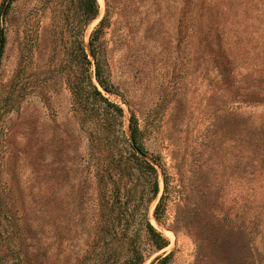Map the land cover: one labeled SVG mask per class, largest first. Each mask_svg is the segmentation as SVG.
Wrapping results in <instances>:
<instances>
[{
  "label": "rangeland",
  "instance_id": "1",
  "mask_svg": "<svg viewBox=\"0 0 264 264\" xmlns=\"http://www.w3.org/2000/svg\"><path fill=\"white\" fill-rule=\"evenodd\" d=\"M96 2L83 26L73 0H0V264H126L125 242L98 238V152L110 143L123 161L133 130L168 241L142 264H264V0ZM104 19L112 93L89 46ZM80 43L120 118L77 108Z\"/></svg>",
  "mask_w": 264,
  "mask_h": 264
},
{
  "label": "trees",
  "instance_id": "2",
  "mask_svg": "<svg viewBox=\"0 0 264 264\" xmlns=\"http://www.w3.org/2000/svg\"><path fill=\"white\" fill-rule=\"evenodd\" d=\"M73 2L74 12H76L81 25L86 26L98 15L96 0H73ZM105 26L107 23L104 19L92 32L89 46L94 60L93 77L99 87L108 93H112L114 90L110 80V72L104 68L106 59H104L102 43L99 41ZM5 42V36L0 30V58ZM78 49L82 65L81 83L72 89L77 108L84 114V119L87 121L92 119L95 115L94 112L99 111L100 108L106 113L112 111L116 117L120 118L122 116L121 108L110 103L101 94L98 87L92 83V75L89 72L92 63L88 59L82 43L79 44ZM132 137L143 157L137 155L135 147L131 144L128 145V156L123 161L120 150L117 149L116 154H114V151L110 149V143L106 149L98 152L104 157L99 168L101 186L104 188L108 184L110 185V195L108 196L104 193L106 190L101 189V226L98 238L100 240L103 235L110 233V247L115 246L120 241L127 245L126 264H142L145 260L142 251L147 245L158 251L164 249L168 245V241L153 228L148 219V207L160 191L159 173L154 165L145 159V152H142V149L137 146V132L135 130L132 131ZM154 161L156 162V160ZM163 185L164 192L154 210V216L157 220V213L167 189L166 177L163 179ZM185 191L187 193L185 201H188L192 191L189 189ZM202 199L199 198L201 204L203 203ZM115 255L116 253L110 254V260ZM170 258L171 255L159 256L155 258L152 264H169Z\"/></svg>",
  "mask_w": 264,
  "mask_h": 264
},
{
  "label": "water",
  "instance_id": "3",
  "mask_svg": "<svg viewBox=\"0 0 264 264\" xmlns=\"http://www.w3.org/2000/svg\"><path fill=\"white\" fill-rule=\"evenodd\" d=\"M128 139H129L130 144H131L133 147H135V150H136L137 154H138L140 157H143V154H142V153L136 148L132 136H129Z\"/></svg>",
  "mask_w": 264,
  "mask_h": 264
}]
</instances>
